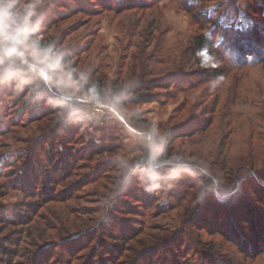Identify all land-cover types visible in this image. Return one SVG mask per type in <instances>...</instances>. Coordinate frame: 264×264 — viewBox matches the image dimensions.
I'll use <instances>...</instances> for the list:
<instances>
[{"label": "rangeland", "instance_id": "rangeland-1", "mask_svg": "<svg viewBox=\"0 0 264 264\" xmlns=\"http://www.w3.org/2000/svg\"><path fill=\"white\" fill-rule=\"evenodd\" d=\"M9 2L71 75L0 84V264H264V0Z\"/></svg>", "mask_w": 264, "mask_h": 264}, {"label": "clouds", "instance_id": "clouds-1", "mask_svg": "<svg viewBox=\"0 0 264 264\" xmlns=\"http://www.w3.org/2000/svg\"><path fill=\"white\" fill-rule=\"evenodd\" d=\"M31 8V15H28L23 10L15 8L14 4L9 0H0V24H2L5 33V39L0 43V59L3 60V67L0 68V84L12 81L15 88H20L23 80H15L13 70L21 76H31L41 79L44 83L53 84L57 81V73H62L64 76H70V71L67 70L64 64L65 53L52 44L41 47L36 40L28 39L32 18L36 16V5L25 4V9ZM27 17V23H25ZM216 67L213 63L206 65ZM210 81V86L215 87L219 80ZM28 95H32L30 91ZM71 115V114H70ZM154 132L145 133L148 143L151 147L162 152L164 144L169 137V133ZM178 167L187 168L188 165ZM177 173L170 172L166 176L159 173L155 168L146 171L142 174L141 179L144 183L143 190L146 193H155L160 188L159 181L164 179H174ZM129 176H124V183L127 182ZM168 188L171 185H167ZM163 191V190H162ZM118 193L113 194V198Z\"/></svg>", "mask_w": 264, "mask_h": 264}, {"label": "trees", "instance_id": "trees-1", "mask_svg": "<svg viewBox=\"0 0 264 264\" xmlns=\"http://www.w3.org/2000/svg\"><path fill=\"white\" fill-rule=\"evenodd\" d=\"M204 45L208 46V49H209L211 47V42H208L206 40H200V39L197 41V48H198L199 51L201 50V48ZM202 53H204V51H202ZM99 92H100V84L97 85L96 89L94 90V92L92 94H93V96L96 99L101 100L102 97L99 95ZM144 97H146V96H144ZM138 100H141L142 101L144 99H142V97H139ZM0 221H3L2 218H0ZM8 245H9V243H7L6 241L0 242V253L2 252L3 254H6V253L9 254L10 251H8L6 249ZM0 261H1V259H0ZM111 264H113V263H111Z\"/></svg>", "mask_w": 264, "mask_h": 264}, {"label": "built area", "instance_id": "built-area-1", "mask_svg": "<svg viewBox=\"0 0 264 264\" xmlns=\"http://www.w3.org/2000/svg\"><path fill=\"white\" fill-rule=\"evenodd\" d=\"M93 111L96 112V113H98V112L104 113L105 112L104 109L100 105H97V104H95L93 106Z\"/></svg>", "mask_w": 264, "mask_h": 264}]
</instances>
